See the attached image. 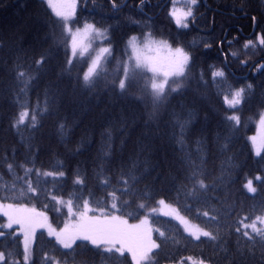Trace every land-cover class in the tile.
<instances>
[{
	"label": "trees",
	"instance_id": "obj_1",
	"mask_svg": "<svg viewBox=\"0 0 264 264\" xmlns=\"http://www.w3.org/2000/svg\"><path fill=\"white\" fill-rule=\"evenodd\" d=\"M112 2L76 0L74 17L69 20L71 31L88 22L102 31L107 29V33L99 43L92 38L90 49L73 57L71 37L52 23L56 17L42 0H0V202L14 199L33 205L45 211L51 224L60 228L69 218L66 206L57 205L43 194L39 199H28L12 196L9 191V199H4V186L11 190L17 177L24 176V168L63 171L62 177H38L33 171L30 178L38 181L42 190L55 191L64 201L71 197L82 207L81 197L91 198L93 204L99 201L103 206L107 191L118 188L121 169L131 168L138 158L139 182L130 194L120 196L123 218L129 222L139 221L160 199L200 226L208 221L202 215L198 217L196 209H219L225 198L235 202V210L241 215L258 213L264 207V184L255 177L264 175V146L260 155L254 156L249 137L255 133L259 113L264 111V76L259 69L264 65V49L257 39L264 34V0H197L187 28L178 27L169 15L173 7L185 9V0H145L143 7L139 6L140 0H115V9ZM146 32H151L156 41L167 42L170 48L184 47L191 57L185 87L178 93L170 92L154 120L149 119L151 73L136 77L126 92L122 93L118 86L124 76L123 63L128 60L129 37L142 39ZM248 40L257 47L250 48V55L245 56L243 45ZM101 47H108L110 52L104 54L95 86L82 87L83 74ZM233 51L238 52L240 59L233 58ZM41 54L47 57V64L39 78L17 97L15 93L22 85H16L13 69L17 63L27 68ZM69 58L73 59L72 71L62 74ZM243 59L247 60L246 66L240 63ZM214 70L223 71L226 78L218 77V82L213 83ZM146 83L149 87L144 90ZM249 83L254 85L251 95L237 110L231 109L225 103V95L230 99L235 88ZM46 90L50 108L38 120L37 127L22 125L20 131L12 128L11 119L21 104L35 110L39 103L43 110ZM231 114L240 117L239 125L227 120ZM189 116L191 122L181 151L173 138L174 132L179 133V128H174L175 118L183 120ZM61 124L65 125L63 133ZM105 151L111 154L105 156ZM5 157L16 165L11 173ZM191 162L200 165L209 177L219 176L222 169L231 174V183L207 193L203 198L206 205L191 202L189 207L190 200L182 190ZM101 170L110 179L107 187L97 179ZM77 175L84 181L82 185L74 183ZM248 179L257 188L254 194L243 187ZM108 202L110 205V197ZM141 203L146 207L140 208ZM149 220L153 239L161 247L153 251L147 264H196L189 257L206 264H264L259 247L255 256L241 260L234 229L229 235L228 228L223 227L218 241L206 237L196 241L169 218L150 214ZM161 231L165 233L163 237ZM36 237L32 260L41 264L43 252L59 246L43 231H37ZM12 240L10 236L0 243V249ZM20 241L19 235L20 255L16 259L23 264ZM125 256L126 260L121 258L124 264H132L130 257ZM62 259L71 262L72 256ZM95 264L106 262L96 256Z\"/></svg>",
	"mask_w": 264,
	"mask_h": 264
},
{
	"label": "snow or ice",
	"instance_id": "obj_2",
	"mask_svg": "<svg viewBox=\"0 0 264 264\" xmlns=\"http://www.w3.org/2000/svg\"><path fill=\"white\" fill-rule=\"evenodd\" d=\"M43 4H46L48 8L52 10V13L56 17L53 24L58 25L64 32L68 33L71 37L70 47L73 57L77 54L78 48L86 47L84 41L93 36H99L106 38L107 29L103 31L97 28L93 23L85 22L83 28H77L75 32L71 31L69 24V17L75 12V2L72 0L70 3L58 2V0H42ZM145 0H140V7H143ZM197 0H189V6L187 10L182 13V16L177 15L175 8L173 7L169 11V15L175 20L178 27L187 28L188 18L193 17V7L196 5ZM112 7L115 9L118 7L115 0L112 2ZM241 10L243 11V3L241 4ZM253 22L256 23V17H252ZM259 41V47L264 49V34L257 37ZM66 44L69 41H64ZM231 46V42H229ZM207 46V45H206ZM257 45L248 40L243 45L245 49V56L250 55L248 50L255 49ZM128 48L131 54L128 55V60L123 63L124 76L119 80L120 91L126 92L131 86L132 81L141 76L143 73H151L152 78L150 81V95L152 97V112L149 113V119L154 120L157 116L158 108L160 104L172 93H178L185 87L187 80V70L190 67V53L185 50L184 47L170 48L165 41H156L153 38L151 32L142 34V39L135 35L129 37ZM161 49H167L168 56L164 62H160L158 57H154L151 53L155 50L159 52ZM108 47L100 48L99 54L92 60L88 70L84 72L82 77V87L92 88L95 86L97 77L99 76V68L101 61L104 58V54L109 53ZM127 54V53H126ZM234 59H240L237 51L231 53ZM241 64L247 65V60H240ZM47 64V57L41 54L38 58H35L27 68H24L22 64L17 63L13 69L14 81L16 85H22L19 87V91L15 94L17 97L21 93L26 92L31 83L38 79L41 70ZM73 67V59L67 60V66L61 69V73L70 74ZM260 74L264 76V65L259 66ZM163 79H160V77ZM213 83H217L216 78H226L225 73L220 70L212 71ZM203 79V74L201 76ZM79 79V78H78ZM207 83V82H205ZM149 84H145L144 90H147ZM254 90V85L249 83L245 86L235 88L231 92V98L225 95V103L233 110H237V106L246 102V98L251 95ZM48 92L45 91L44 107L41 111L39 103L35 110L30 109L29 106L20 105V111L15 114L10 122V126L20 131L21 126L36 128L38 120L47 114L50 108L48 101ZM19 103V100L17 101ZM30 117V122H29ZM228 121L235 122L236 125L240 124V117L236 114L228 115ZM191 122V116L187 119L175 118L174 128H179V133H173V138L180 145L181 151L185 147V130ZM260 123L264 125V115L260 118ZM61 132L63 133L65 125H60ZM110 137L111 133H107ZM255 141V138H253ZM197 151H200V141H197ZM105 156L110 155V151H105ZM260 155V152L256 153ZM190 160V156H189ZM5 163L7 164L9 172H13L16 165L10 163L5 157ZM148 162L145 160L144 162ZM22 167V166H21ZM138 167L137 161L132 163V167L129 169H121L118 178V188L107 191L103 206L99 201L93 204L91 198L82 199V207L79 203L74 201L73 198H69L64 201L62 196L56 194L55 191L42 190L39 182H34L30 176L33 171L39 177L43 175L48 176H64L63 171H44L40 172L33 168H24V176L17 177L13 182L11 190L4 186V199H9V191L12 196L19 195L20 197H27L28 199H39L43 194L48 199L55 201L57 205H63L67 207L69 221L64 224L62 228H53L48 222V216L38 211L36 207H28L25 203H18L14 199L12 202L3 203L0 202V215L6 218L5 224H0V243L7 241L11 236L13 240L6 244L4 249H0V264H20L16 259L19 253V235H22L23 240L20 241L23 246V264H35L32 260V256L35 254L34 242L37 239V229H46L48 236L54 238L55 245L49 251H44L41 264H95V257L100 256L103 262L106 264H124V260L127 259L125 253L131 256L132 264H146L150 262L154 249H158L161 245L153 241L151 233L153 228L149 226L147 219H143L139 224H129L126 219L123 218L120 196L130 194L132 188L139 182V177L136 174ZM230 173H226L225 170H221L219 176L209 177L202 169V167L195 162H191L189 169V175L186 177V183L182 186V190L186 197L191 202H195L197 205H206L207 201L203 199L207 193L215 191V189L221 185H227L231 183ZM97 179L101 184L107 187L110 184V179L103 176L102 170L98 174ZM257 181L264 184V175H257L255 177ZM210 181V182H209ZM75 184L82 185L84 181L77 175ZM17 186L19 192L17 193ZM249 193H256L257 188L253 186V180L248 179L243 185ZM111 198L109 205L108 198ZM128 205V201L123 202ZM157 203L161 206V215L172 216L176 219L193 240L200 241L201 237H206L211 241H218L220 238V232L223 227L228 228L229 235H232L233 229L236 236V251L243 260L246 256H255V250L257 247L261 249V259L264 260V207H262L258 213L253 211L250 214L241 215L240 212H236V204L234 201H230L225 198L222 201V206L219 209L213 208L211 211L205 210V208L198 207L196 209L197 216H203L208 221L205 226L198 224H192L191 221L180 212L165 203L164 199H160ZM140 208H145L146 205L141 203ZM59 210V209H57ZM153 211H156L154 208ZM242 211V208H241ZM99 213V215H97ZM210 225V227H209ZM13 226H17L19 229V235H15V229ZM5 229L13 231H5ZM158 231V229H157ZM163 237L164 232H160ZM79 242V243H78ZM64 249L66 251H60ZM72 256L71 262L66 258ZM80 257V259H77ZM121 258H124L122 260ZM192 260L191 257L188 258ZM181 264L183 262L181 261ZM199 264H206L204 260H200Z\"/></svg>",
	"mask_w": 264,
	"mask_h": 264
},
{
	"label": "rangeland",
	"instance_id": "obj_3",
	"mask_svg": "<svg viewBox=\"0 0 264 264\" xmlns=\"http://www.w3.org/2000/svg\"><path fill=\"white\" fill-rule=\"evenodd\" d=\"M58 2H64V3H70V2H72V0H58ZM74 2H75V4H76V0H74ZM184 5H186V8L185 9H182V8H179V7H174L175 8V11H176V13H177V15H180V16H182V13L184 12V11H186L187 10V7L189 6V0H185V2H184ZM51 10V9H50ZM52 11V10H51ZM74 17V13H73V15L72 16H70L69 17V20L70 19H72ZM82 29V28H81ZM76 31V30H75ZM75 31H73V32H75ZM94 39V40H96L98 43L100 42L99 40H100V38L101 37H99V36H93V37H89V38H87L85 41H84V45H85V47H86V49H90V44H89V41L91 40V39ZM159 42V41H158ZM97 43V44H98ZM102 48V47H101ZM70 49H71V47H70ZM72 51V50H71ZM85 50H84V48H78V50H77V52H84ZM99 51H100V49H98L96 52H95V55H97V54H99ZM128 51H129V55L131 54V51H130V49L128 48ZM151 55L152 56H154V57H158L159 58V60H160V62H164V60H165V58L168 56V51H167V49H161L159 52H156L155 50L151 53ZM96 56H94L93 57V59L95 58ZM92 59V60H93ZM160 79H163V77L161 76L160 77ZM262 115H264V111H261L260 113H259V116H258V118L256 119V121H255V123H254V125H255V133L253 134V135H251L250 137H249V142H250V144H251V147H252V152H253V154H254V156H259V155H257L256 153L257 152H260L261 153V151H262V148H263V146H264V125H262L261 123H260V118H261V116ZM253 138H255V141H253ZM166 203V202H165ZM166 204H168V203H166ZM168 205H170V204H168ZM26 206H28V207H34L33 205H30V204H26ZM171 207H173V208H176V207H174V206H172L171 205ZM154 209V208H153ZM153 209H150L149 211H148V213L147 214H145L139 221H137V222H129L128 221V223L131 225V224H139L140 223V221L141 220H143V219H147L148 220V222H149V226H150V220H149V215L150 214H156V215H159V216H163V217H166V218H169V219H171V220H173L174 222H176L182 229H183V226L176 220V219H174L172 216H165V215H161V206L157 203V206L155 207V209H156V211H153ZM177 209V208H176ZM38 210V209H37ZM178 210V209H177ZM38 211H41V210H38ZM42 212H44L47 216H48V214L45 212V211H42ZM97 215H99V213H97ZM69 219L70 218H68L66 221H65V223L66 222H68L69 221ZM7 221H6V218L5 217H3L2 215H0V224H5ZM48 222L51 224V222H50V219H49V216H48ZM64 223V224H65ZM192 223V222H191ZM64 224H63V226H64ZM192 224H194V223H192ZM52 225V224H51ZM62 226V227H63ZM52 227L53 228H56V227H54L53 225H52ZM62 227H60V228H62ZM151 227V226H150ZM13 228L15 229V233L16 234H18L19 235V229H18V227L17 226H13ZM152 228V227H151ZM57 229H59V228H57ZM5 230H9V229H5ZM37 231H43V232H45L46 233V235L48 236V233H47V230L46 229H37ZM183 231H184V229H183ZM187 234V233H186ZM151 236H152V239H153V235H152V233H151ZM20 237H21V241L23 240V237H22V235H20ZM49 237V236H48ZM50 238H52V237H50ZM52 239H54V238H52ZM153 241H154V239H153ZM155 242V241H154ZM155 250V249H154ZM153 250V251H154ZM125 254H127V253H125ZM129 257H130V259H131V256L129 255V254H127ZM151 255V254H150ZM192 262H194V263H196V264H199V263H197L196 261H193V260H191ZM148 262H146V264H147Z\"/></svg>",
	"mask_w": 264,
	"mask_h": 264
}]
</instances>
